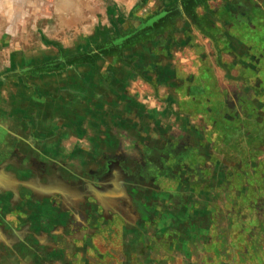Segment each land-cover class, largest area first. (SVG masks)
Returning <instances> with one entry per match:
<instances>
[{"label": "flooded vegetation", "instance_id": "flooded-vegetation-1", "mask_svg": "<svg viewBox=\"0 0 264 264\" xmlns=\"http://www.w3.org/2000/svg\"><path fill=\"white\" fill-rule=\"evenodd\" d=\"M202 1L180 0L138 28L139 38L159 28L161 35L166 33L160 48L163 58L170 60L168 66L153 64L154 71L140 79L156 97L152 107H141L123 88L124 115L135 118L116 111V121L107 124L130 130L144 126L152 132L128 135L131 148L119 154L120 165L109 162L113 153L108 163L105 154L90 156L93 162L82 171L59 163L41 176L26 175L29 182L37 178L43 189L52 187L45 195L22 187L0 190V264H63L64 245L68 254L76 251L70 254L74 256L70 264H107L103 257L112 255L105 250L111 246L114 264H139L138 260L140 264H174L168 255L177 249L188 256L197 251L200 264H213V259L199 254L212 247L217 264L224 262L225 252L237 254L236 245L223 241L224 232L211 234L219 240L217 244L207 243L212 232L201 227L207 219L200 216L196 224L193 211L206 201L209 190H214L209 204H216L210 213L213 220L220 219L226 204L246 209L264 204V0H231L234 10L221 4L211 11ZM199 7L203 14L197 13ZM130 36H122V44ZM198 36L207 40L206 46L198 43L203 40ZM183 41L197 55L189 62L191 71L182 76L177 73L179 62L173 69L169 63L174 62L173 49ZM214 68L224 81L236 83L232 91L219 85ZM160 88L172 95L159 96ZM158 104L162 111L153 108ZM171 106L175 112L166 115ZM118 145L109 136L103 149L114 150ZM211 168L218 175L210 176ZM203 180L209 183L201 191ZM125 216L135 218L134 223L129 225ZM263 230L253 234L251 248L263 241ZM70 243L75 247H69ZM242 244L247 248V242ZM151 248L164 256L149 257ZM79 250L97 251L96 263L80 259ZM132 251L142 258L133 259Z\"/></svg>", "mask_w": 264, "mask_h": 264}, {"label": "rangeland", "instance_id": "rangeland-1", "mask_svg": "<svg viewBox=\"0 0 264 264\" xmlns=\"http://www.w3.org/2000/svg\"><path fill=\"white\" fill-rule=\"evenodd\" d=\"M179 3L180 0H0L2 192L22 187L45 195L52 187L43 189L37 185V178L29 182L26 175L33 172L35 177L41 176L59 163L82 171L93 162L90 156L105 154L107 162L110 153L115 156L109 162L120 165L119 154H123V148H131L128 135L138 130L152 132L141 125L143 129L130 130L117 122L107 123L116 121V111L135 118L133 114L124 115V90L141 107H152L156 97L147 92L140 79L142 74L152 73L153 64L163 57L160 43L166 33L161 35L159 28L139 38L142 33L138 28ZM126 35L131 36L125 43L104 49ZM186 45L181 42L171 57L179 62L180 75H185L187 68L191 71L189 62L197 55ZM235 86L227 79L221 84L227 89ZM109 136L119 143L114 150L103 149ZM262 240L259 247L264 246ZM191 253L198 255L197 251ZM183 255L191 256L185 251ZM224 257L225 264H235L232 254L226 252ZM195 264H200V257Z\"/></svg>", "mask_w": 264, "mask_h": 264}, {"label": "crops", "instance_id": "crops-1", "mask_svg": "<svg viewBox=\"0 0 264 264\" xmlns=\"http://www.w3.org/2000/svg\"><path fill=\"white\" fill-rule=\"evenodd\" d=\"M230 1L231 0H203L202 4L204 6H206L209 11H211L212 9H215V8L219 9L221 4L225 5V8L227 7L229 9H233L234 10L235 8H233L228 3ZM202 10L203 9L199 7V8H197L196 11H197V13L203 14V13H201ZM205 14L207 16H209V18L212 17L209 14H207L206 12H205ZM185 20H186V18H185ZM179 27H180V24H179ZM179 32H180V30H179ZM198 37H199L198 39H203L201 41H198V43L206 46L207 40L204 39V38H200V36H198ZM158 58H159V62L161 63V65H167L168 64V62H167L168 59H165L162 56L161 57L159 56ZM169 64H170L171 69H173L174 65H175V62H173V63L170 62ZM188 71H190L189 68L186 69V72H188ZM214 73L216 75V79L219 81L218 82L219 85L221 86L222 82H224L222 74L219 72L218 68H214ZM223 89H227V88L223 87ZM227 90L228 91H232V89H227ZM158 94H159V96H168V94L172 95L170 90H167V89H164V88H160ZM169 97H171V96H169ZM159 105L160 104L154 105L153 108L156 109L157 111H162L163 108H161V105L160 106ZM175 110H176V107L173 106L172 109L165 111L166 112L165 114L166 115H170V114H172V112H175ZM182 123L183 122L180 121V125ZM209 170H210V176L218 175V173H219V171L214 169V168H211ZM214 173H216V174H214ZM208 183H209L208 180H203V181L200 182L201 191L203 190L204 186H207L206 184H208ZM213 192H214V190H209V192L207 193V196L205 194V197H204V199H206V201H204L203 204H200V208H194V211L192 210L194 212L193 214H195V220L197 221L196 224L200 223L198 221V218L200 216H201L200 219H203V220H204V218L207 219L206 220V224L205 223H203V224L201 223V227L204 228V231H206L205 230V228H206L207 230L212 232V233L209 234L207 243H209L210 241L213 242V240L215 241V243L217 241L219 242L218 239H215V236L211 235L215 231H218L219 233H223L224 232L225 236H224V240L223 241L226 244L227 243L230 244L232 242V244L236 245V248H238L237 254L236 255L232 254L234 256V262L236 264H264V246L260 245V247H259L258 242H257V243H255V245L258 246L259 249L256 248V247L255 248L254 247L253 248L250 247L251 246L250 245L251 242L252 241L254 242V240H253L254 238L252 237L253 234L254 235H256V234L258 235L261 232V230H263L262 227L264 225V204H254L253 206L250 205V207H248L247 209H246V206L243 207V206H241V204H226V208L224 209L222 215H219L220 219L219 220L218 219L217 220H213V219H211V216H210L211 214L210 213L212 211H214L213 209L216 208L215 207L216 204H209V202L212 199V195L214 194ZM217 205H219V209L223 208L222 207L223 205H221V204H217ZM208 208H209V210H207ZM199 209H200V212H199ZM243 210H245L246 212H243ZM247 211L249 212V214L247 213ZM125 220H127L129 225H130V223L131 224L134 223L135 218L126 217ZM211 221H213L215 223L213 224ZM215 224H217L216 228L214 227ZM197 227H198V225H197ZM210 239H212V240H210ZM262 239H264V238H262ZM242 241H243V243L247 242V244H248V245H246L247 248L244 247V246H241V245H243ZM220 242H222V241H220ZM235 242H237L239 245H237ZM69 247L74 248L75 245H72V243H70ZM63 248H64V250H63L64 251L63 259L60 258V260H61V262H63V264H70V261H72V259L74 258L73 255H75L76 251L74 249L72 251L69 249L70 252H71L70 254H73V255H70V254H68L69 251H68V248H66V245H64ZM108 249L109 248L107 247V249H105V250H107V252L111 251L110 253H112L113 256L108 252L110 254V257L107 256V255H104L105 257H103V258L104 259L107 258V259H105L107 264H114V262L112 260V257H115L114 256L115 254L113 253V251H115L114 247L111 246V248L109 250ZM224 249L227 250L226 247H224ZM155 250L156 249H154V248L147 249V255L149 257H153V256H156L159 253V255L164 256L163 253L161 254L160 251L156 252ZM79 251L81 253L80 259H82V257H86L90 262L96 263L95 261L97 260V257H98L97 256V253H98L97 251L93 252V251L90 250L87 253L85 251H83V250H79ZM212 251H213V247H212ZM212 251L210 249L207 250V251H201L200 255L203 258H205V260L208 259V258L210 260L213 259L214 262H215V263L213 262V264H217L216 263L217 260H216L215 254ZM147 255H146V258H147ZM166 255H168V254H166ZM100 256H103V254L101 253ZM130 256L133 259H134L135 256L139 257V258H142V256L140 255V253L138 251H132ZM168 256H169V258H171L170 263H174V264H176V262L177 263H181V264H195L196 259L199 258L198 256H196L194 254H191L190 257H184L183 251L181 249L174 250V252L169 254ZM225 260L226 259H224V262L222 264H225ZM138 262L140 264V262H142V261L138 260ZM209 262H210L209 264H211L212 261H209Z\"/></svg>", "mask_w": 264, "mask_h": 264}, {"label": "water", "instance_id": "water-1", "mask_svg": "<svg viewBox=\"0 0 264 264\" xmlns=\"http://www.w3.org/2000/svg\"><path fill=\"white\" fill-rule=\"evenodd\" d=\"M148 23H151V21H149ZM123 40H124V38L116 39V40L112 41L110 44L105 45L104 49H108L111 46H118L122 43Z\"/></svg>", "mask_w": 264, "mask_h": 264}]
</instances>
